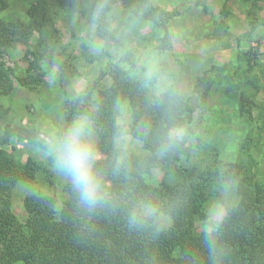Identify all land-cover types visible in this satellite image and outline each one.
<instances>
[{
    "label": "rangeland",
    "instance_id": "obj_1",
    "mask_svg": "<svg viewBox=\"0 0 264 264\" xmlns=\"http://www.w3.org/2000/svg\"><path fill=\"white\" fill-rule=\"evenodd\" d=\"M151 1L165 12L158 16L164 24L138 19L118 1L108 16L115 36L109 41L98 36L91 19L95 0L75 4L73 0H8L0 8L5 22L29 23L33 6L43 8L51 18L45 30L29 39L0 42L2 59L12 71L6 80L11 92L0 93V148L20 166L30 158L39 165L35 180L20 182L12 192L13 212L22 223L28 218L25 198L32 193L55 197L58 211L64 200L79 198L56 168L52 145L72 122L66 115L68 102L93 86L90 104L96 108L97 89L114 85L123 71L156 94L174 88L196 110L192 128H176L171 137L175 143H187L193 156L184 160L203 169L210 187L209 201L195 220L197 232L210 231L224 216L226 205L219 191L228 205L239 200L240 181L230 173V164L237 163L264 181V0ZM239 65L252 70L237 75ZM204 76L211 83L206 95L200 90ZM233 87L236 97L226 92ZM241 105L251 112L242 114ZM114 109L123 130L115 138L116 147L148 155L144 143L130 133V103ZM91 139L96 162L103 160L92 125ZM164 175L155 169L147 181L157 185ZM146 212L156 213L166 228L174 223L161 208L147 206ZM2 249L0 242V254ZM255 263L263 264L259 254Z\"/></svg>",
    "mask_w": 264,
    "mask_h": 264
},
{
    "label": "trees",
    "instance_id": "obj_2",
    "mask_svg": "<svg viewBox=\"0 0 264 264\" xmlns=\"http://www.w3.org/2000/svg\"><path fill=\"white\" fill-rule=\"evenodd\" d=\"M118 1L134 17L164 24L158 16L165 12L151 0H95L91 19L103 40L115 39L108 16ZM7 5L8 0H0V8ZM30 14L29 23L0 19V42L29 39L51 21L39 6H33ZM248 62L252 66L250 58ZM250 70L239 65L235 73ZM11 75L0 54V93L11 92L12 85H6ZM18 80L28 82L22 77ZM94 88L88 86L84 94L70 100L66 115L72 121L88 117L100 139L98 146L105 154L96 162L101 202L87 207L80 198H70L58 211L55 197L32 193L25 198L28 218L22 223L13 212L12 192L20 182L34 181L39 165L30 158L20 166L0 148V264H256L257 254L264 264V181L239 164H230L229 170L239 177L238 202L228 205L219 191L226 205L224 216L210 231L195 229V220L209 201L210 187L203 169L187 162L193 156L187 143H175L171 137L176 128H192L196 110L190 99L174 88L156 94L125 71L119 72L111 87L97 89L96 108L90 104ZM200 88L208 93V76ZM234 91V87L226 90L231 97L237 96ZM125 101L132 106L130 133L144 143L148 155L115 145L123 130L114 108ZM241 111L246 114L251 109L241 105ZM155 169L165 173L157 185L147 181ZM147 206L163 209L173 218V225L162 226L156 213L146 212Z\"/></svg>",
    "mask_w": 264,
    "mask_h": 264
},
{
    "label": "clouds",
    "instance_id": "obj_3",
    "mask_svg": "<svg viewBox=\"0 0 264 264\" xmlns=\"http://www.w3.org/2000/svg\"><path fill=\"white\" fill-rule=\"evenodd\" d=\"M52 151L56 168L69 179L81 203L87 207L99 204L103 198L101 180L96 172L97 154L88 117L74 119L55 138Z\"/></svg>",
    "mask_w": 264,
    "mask_h": 264
}]
</instances>
